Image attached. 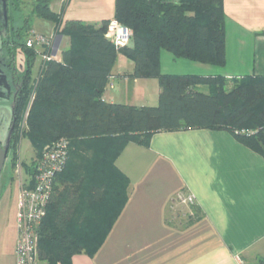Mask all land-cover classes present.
<instances>
[{
	"label": "trees",
	"instance_id": "obj_1",
	"mask_svg": "<svg viewBox=\"0 0 264 264\" xmlns=\"http://www.w3.org/2000/svg\"><path fill=\"white\" fill-rule=\"evenodd\" d=\"M24 1L7 0L10 27L4 45L10 52L21 46L27 62L23 73L16 76L9 150L17 154L21 139L30 140L35 158L25 170L32 179L47 145L62 139L69 143L68 160L55 179L40 234L39 259L46 264H71L73 255L92 254L105 240L125 203L128 179L119 173L115 159L129 142L149 145L153 134L161 131L226 129L264 157V75L227 79L161 72L162 49L177 58L226 64L224 0H116L115 18L133 30L131 44L120 50L106 37L109 20L98 25L82 20L64 22L62 13L51 7L54 0H34L31 13L21 17L22 24L17 25L14 13L20 11ZM35 17L50 22V34L67 36L69 45L60 59L44 62L33 81L32 69L39 53L26 42L31 33L37 32L33 30ZM3 25L0 22L1 28ZM120 51L134 61L131 78L159 79L158 105L104 100L103 92ZM202 86L211 88L204 90ZM32 95L26 126L22 127ZM93 147L102 163L108 159L111 163L106 171L108 178L91 184L83 200L79 185L91 181L93 170L88 165L82 169L79 163ZM91 206L107 221L95 225L90 234L76 233L75 214L79 210L82 215ZM194 212L195 217L199 215Z\"/></svg>",
	"mask_w": 264,
	"mask_h": 264
},
{
	"label": "crops",
	"instance_id": "obj_2",
	"mask_svg": "<svg viewBox=\"0 0 264 264\" xmlns=\"http://www.w3.org/2000/svg\"><path fill=\"white\" fill-rule=\"evenodd\" d=\"M57 2L53 9L62 13L64 22L98 25L116 19V0ZM224 5L226 64L177 58L162 49L163 74L227 79L264 75V0H224ZM22 19L18 17L16 24ZM52 29L53 25L48 31ZM133 70V59L120 51L104 100L158 105L159 79L131 78ZM115 166L128 179L123 209L99 248L73 255L71 264H262L264 157L229 130L156 132L149 145L129 142ZM182 192L195 195L196 201L178 209L173 200Z\"/></svg>",
	"mask_w": 264,
	"mask_h": 264
},
{
	"label": "rangeland",
	"instance_id": "obj_3",
	"mask_svg": "<svg viewBox=\"0 0 264 264\" xmlns=\"http://www.w3.org/2000/svg\"><path fill=\"white\" fill-rule=\"evenodd\" d=\"M57 0L52 3V8L56 10ZM34 0H25L21 4L20 11L14 13L15 17H26L28 16L33 7ZM18 19V18H17ZM0 22H2L4 27H0V143L5 146L10 135L12 121H13V104H14V92L16 89V76L23 73L26 69V53L24 49L16 45L10 52V50L5 48L4 39L7 38V29L10 27V21L8 19L7 12V0H0ZM42 23V24H41ZM33 30L38 33L50 34L52 24L48 21L41 20L35 17L33 19ZM69 45V38L64 36L62 39V45L59 49L58 56L62 57V50ZM10 59V60H9ZM9 60V63L7 61ZM43 67V58L40 54L37 55L33 69H32V80L38 78ZM31 100L26 108L24 118L29 111ZM28 115V114H27ZM94 147L89 148L88 153L85 157L81 158L80 166H90L91 176L85 185L84 183L80 186V193L83 200H85V193H87L91 184L108 178L107 169L111 163L101 162V159L94 155ZM35 158V150L26 137L21 139L20 148L17 154H14L13 150H9L8 157L4 168L0 174V264H17V240H18V194L20 191L19 182L28 181L25 165L33 164V159ZM77 159V158H76ZM101 162L98 166L96 162ZM110 162V163H109ZM93 164V165H92ZM96 167L98 170H94ZM11 169V170H10ZM26 169V170H25ZM105 171V172H104ZM99 172V174H98ZM102 173V174H100ZM14 175L13 178L9 176ZM99 177L98 179L96 177ZM115 177V175H114ZM116 178V177H115ZM21 183V184H22ZM111 192V191H110ZM109 194H112L113 191ZM175 207L180 209L184 204L180 203L178 198L173 200ZM177 205V206H176ZM91 206V208H85L82 215L80 212L75 214L73 230L76 233H92L95 231L93 228L95 225H101L106 222L105 216H101L98 211ZM180 207V208H179ZM182 209V208H181ZM38 264H46L45 261L39 259Z\"/></svg>",
	"mask_w": 264,
	"mask_h": 264
},
{
	"label": "built area",
	"instance_id": "obj_4",
	"mask_svg": "<svg viewBox=\"0 0 264 264\" xmlns=\"http://www.w3.org/2000/svg\"><path fill=\"white\" fill-rule=\"evenodd\" d=\"M106 37L120 50L131 44L133 30L119 20L112 19L108 24ZM56 40L57 36L53 33L45 35L33 32L26 44L28 47L37 48L38 53L46 62L53 58L58 59L59 49L54 53ZM27 114L22 127L26 126ZM68 156L69 143L66 139L47 145L37 162L35 175L21 185L18 194L17 264L39 263V240L42 225L52 199L55 179L64 170ZM175 198H178L180 203L188 205L196 201L195 195L183 192L178 193Z\"/></svg>",
	"mask_w": 264,
	"mask_h": 264
},
{
	"label": "water",
	"instance_id": "obj_5",
	"mask_svg": "<svg viewBox=\"0 0 264 264\" xmlns=\"http://www.w3.org/2000/svg\"><path fill=\"white\" fill-rule=\"evenodd\" d=\"M63 39V35H58L57 40H56V44H55V52H57V50L59 49L60 45H61V41ZM8 152H9V142L7 143L6 146H3L0 143V174L4 168L7 156H8Z\"/></svg>",
	"mask_w": 264,
	"mask_h": 264
},
{
	"label": "flooded vegetation",
	"instance_id": "obj_6",
	"mask_svg": "<svg viewBox=\"0 0 264 264\" xmlns=\"http://www.w3.org/2000/svg\"><path fill=\"white\" fill-rule=\"evenodd\" d=\"M10 60V59H9ZM9 60L7 61V63H9ZM12 130V129H11ZM10 134H11V131H10ZM9 138H10V135H9Z\"/></svg>",
	"mask_w": 264,
	"mask_h": 264
}]
</instances>
